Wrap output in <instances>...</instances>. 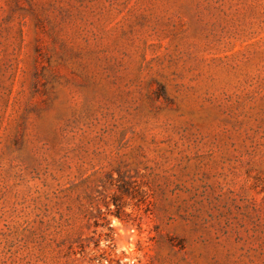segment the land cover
Wrapping results in <instances>:
<instances>
[{"label":"rangeland","instance_id":"obj_1","mask_svg":"<svg viewBox=\"0 0 264 264\" xmlns=\"http://www.w3.org/2000/svg\"><path fill=\"white\" fill-rule=\"evenodd\" d=\"M0 264H264V0H0Z\"/></svg>","mask_w":264,"mask_h":264}]
</instances>
